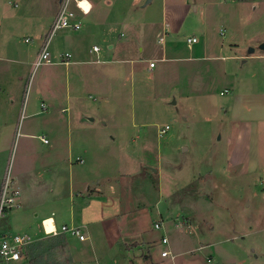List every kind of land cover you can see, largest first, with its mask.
Instances as JSON below:
<instances>
[{"label":"rangeland","instance_id":"rangeland-1","mask_svg":"<svg viewBox=\"0 0 264 264\" xmlns=\"http://www.w3.org/2000/svg\"><path fill=\"white\" fill-rule=\"evenodd\" d=\"M103 1L113 13L109 40L72 34L80 55L66 66L57 55L68 31L57 30L52 63L35 68L58 0H0V116L11 117L3 106L12 101L17 110L12 135L0 133V195L7 175L16 187L22 165L44 168L73 153L76 223L85 181L106 193L111 181L114 197L93 206L86 242L42 230L55 208L70 227V207L45 203L37 189L27 205L6 209L0 232L31 237L17 264H264V129L237 141L241 125L229 123L233 87L264 122V74L243 64L264 57V0ZM164 249L174 258L161 261Z\"/></svg>","mask_w":264,"mask_h":264},{"label":"crops","instance_id":"crops-1","mask_svg":"<svg viewBox=\"0 0 264 264\" xmlns=\"http://www.w3.org/2000/svg\"><path fill=\"white\" fill-rule=\"evenodd\" d=\"M62 1L63 0H58L59 7L56 8L55 15L50 18L51 23H53L55 17L57 16V14H58L57 12H59V10H60V6H61ZM77 1L87 2L89 5L88 7H90L91 9L88 13H83L80 10L76 9V7L74 8V11L77 14L76 22L80 23L81 28L79 30L65 29L66 31H68L65 34V36L67 37L66 40H68L67 41V48L65 49L64 53L60 52L59 55H57V56H60V58H63L66 53L71 54L70 64H68V65L65 64L66 66H70L72 64H75V62L72 61V59L75 56L74 50H76L77 55H80L79 40L75 41L74 38H72V34L80 33L83 30V33L86 34L85 36L90 35V36H94L96 38H104V40L105 39L109 40L110 34L112 33V26L113 25H109V24L107 25L104 22L106 19L111 18V13H112L111 8H110L111 3L107 5V4H105V2L103 0H77ZM152 1L153 0H151V2ZM149 3H147V4H149ZM115 14H116V12H115ZM165 30H166V34L169 35L170 29L168 27H166ZM160 39L161 38H159V41H160ZM162 39L163 40L160 43L164 44V38L162 37ZM43 43H42V45H43ZM42 45H41V47H42ZM94 46H97V45H94ZM41 47H40V49H41ZM93 47H92V49H93ZM168 48L169 47L167 45V49ZM92 49H90V54L93 53V54H97V56H98V54L101 52L100 47H99L98 52H94V51H92ZM108 49L109 50L115 49L114 44H109ZM168 51H170L169 52L170 56L173 54L171 57L176 55L175 53H178L177 52L178 49H176V52L175 51L173 52L172 49H168ZM39 52H40V50L38 51V54H39ZM38 54H37V56H38ZM249 54H251V53L249 52ZM51 57H52V54H51ZM171 57L168 56L167 50H165V54H164L163 58L161 59V61L167 62L170 60ZM249 59H250V61H252L250 64V67H249L252 74H264V57L250 55V57L247 58V60L243 61V64L246 65L248 63ZM93 62L101 63V60L99 58H97V60L93 61ZM86 63L87 62H85V64ZM156 67H157V63L155 62L154 68H150V65H149L147 68V71H153ZM252 67L254 68L253 70H252ZM138 73L141 74V70ZM116 74H117V69H116ZM77 75L80 76V74H77ZM95 75L96 74H81V77L86 79V80H88V79L91 80L92 79L91 77L96 79L97 75L96 76ZM101 75L103 76V74H101ZM102 78H103V80H105L106 75L104 74V77H102ZM233 88H234V91H236V94H235V98L233 100L234 103H233L232 108H231L232 117L229 118V123H232V124L238 123L241 125V128L238 131V133H239L238 138H237V141H238L240 137H243V136L246 137V136H250V134L251 135L256 134L260 130L261 125H263V127H261V130L264 129V122L261 118H257L256 121H255V119H253V118H256L254 116H256L257 114L254 113L250 109H249V111H247V109H246L247 107L244 108L243 105H241V103L243 101V97L241 95H237L238 88L237 89H236V87H233ZM259 95H260V99L263 101L264 100V93L259 94ZM261 107L264 108V106H261ZM3 108H4V110H3L4 113L11 114V117L9 119L5 118L6 120H4L0 116V127L3 128L2 131L0 130V133L6 134V137H8V133H10V135H12V127L14 126V118H13L12 114L17 113V110L15 109V103L13 101H12V104L10 107L5 105V106H3ZM87 119L89 121H91L90 118H87ZM251 120H254L256 122L255 123L256 125L252 128V130L249 131V128L246 129V127L248 125V122H250ZM26 136L28 137L27 139H29V137L32 135L26 134ZM40 138H41V140H42V138L46 139L44 136L43 137L40 136ZM44 144H49V142L44 143ZM72 154L73 153H71L69 156H67L64 160L59 161V159L54 157V155L57 156V153L56 152L54 154L52 153L53 158H55L53 163L52 164L49 163V164L45 165L44 168H39V169L37 168L36 169L35 165L32 162L26 166L22 165L20 167L22 170H18L21 172H19L18 173L19 175L16 176V178H17L16 187L14 188V186H13V189L17 190L18 194H19L17 197V202H18L19 208L23 204L27 205L28 199H30V197L35 199L34 191L36 189L43 194V197L46 200L45 203H49V202L53 203L54 206L59 207V209L62 207H65V210L68 207H70L69 208L70 209L69 210V216H68V214H66L68 216V217L66 216L67 219L68 218L70 219V223H71L70 227H77L82 232L83 229H86L90 226L89 222L85 221V220H89L88 217L90 216V213L93 211V206L95 205V203L99 202L98 201L99 199L100 200L101 199L106 200L108 198H110V199L114 198V197L110 196L111 194L109 193L113 190V186L111 185V181H110L109 182L110 187L106 193V191L102 187V184L99 183L98 181H91V183H88L90 180L85 181V185H83L84 187H82L83 193L80 194L84 198L83 199L84 203L80 207L81 215H82L83 219L80 222L76 223V221H75L76 204H75L74 195H75V186H76L75 180H77V178L76 179L74 178V162H73ZM80 162L84 163L83 160H80ZM25 177L27 179V183L22 182L23 178H25ZM98 210H100V209H98ZM58 211L59 210L55 208L53 211L50 212V214L45 215L44 218H41V225H42L43 231H44L43 222L48 220V219L53 220V223H54L56 230H60L62 226H69L67 223L61 222L62 221L60 219L61 216H60V213ZM60 211H61V209H60ZM119 216H120V212L117 214V218ZM35 217H36L35 221L33 222L35 226L33 227V229L31 231H32V234L38 235V234L42 233L41 229L38 228V226H37L38 225L37 221L39 220V215L36 214ZM101 217L102 216L100 215V218ZM82 234H84V233L82 232ZM85 237L87 238L85 241H80V240L79 241L80 242H86L88 240V237L87 236H85ZM134 243H137V242H134ZM137 249H139V247ZM163 251H165V249ZM146 258H147V261H149L150 258H148L147 256H146ZM163 259L164 258H162L161 261H163ZM150 264H154V263H150ZM161 264H163V263H161Z\"/></svg>","mask_w":264,"mask_h":264},{"label":"built area","instance_id":"built-area-1","mask_svg":"<svg viewBox=\"0 0 264 264\" xmlns=\"http://www.w3.org/2000/svg\"><path fill=\"white\" fill-rule=\"evenodd\" d=\"M83 1L77 0H63L60 6V10L52 23L50 33L48 38L43 43L40 52L34 62V67L37 68L43 64H51V52H50V43L52 40L53 35L57 30L60 29H74L79 30L81 25L79 22H76L77 14L74 11L73 4L76 9L80 10L83 13H88L90 11V7L88 10H85L81 3ZM162 38L160 42H162ZM28 42V40H27ZM198 43V39L196 37H190L186 40L187 46L190 48L193 45ZM94 52L99 51V47H93ZM71 54L66 53L62 58L61 63L63 64H70ZM155 62L150 64V68H154ZM44 143H48L47 139L42 138ZM11 181L9 179V175L6 176L5 183L2 187L1 195H0V228H1V221L4 216L6 209H13L18 207L17 197L18 191L14 190L11 186ZM44 223V222H43ZM161 225L159 223L155 224V229H161ZM43 229L46 233L45 226L43 224ZM47 234V233H46ZM67 234L72 237H77L80 241H85L87 238L82 234L81 230L77 227H69V226H62L60 230H54L53 233L49 235H61ZM163 243H167V237L162 238ZM31 243V237L27 235L21 234H7L0 232V264H17L22 262L26 259L27 248ZM162 258H168L174 256L168 250L161 252Z\"/></svg>","mask_w":264,"mask_h":264},{"label":"bare ground","instance_id":"bare-ground-1","mask_svg":"<svg viewBox=\"0 0 264 264\" xmlns=\"http://www.w3.org/2000/svg\"><path fill=\"white\" fill-rule=\"evenodd\" d=\"M81 6L85 9V10H88V3L87 2H85V1H83L82 3H81ZM44 226H45V230H46V233L47 234H51V233H53L54 232V230H55V226H54V223H53V220L52 219H48V220H46V221H44Z\"/></svg>","mask_w":264,"mask_h":264},{"label":"water","instance_id":"water-1","mask_svg":"<svg viewBox=\"0 0 264 264\" xmlns=\"http://www.w3.org/2000/svg\"><path fill=\"white\" fill-rule=\"evenodd\" d=\"M149 2H151V0H148L147 3H149ZM260 48H261V49H264V45H262ZM249 52H250V53H253V52H254V49H250ZM174 103H175V102H174ZM90 120L93 121L92 118H90Z\"/></svg>","mask_w":264,"mask_h":264},{"label":"trees","instance_id":"trees-1","mask_svg":"<svg viewBox=\"0 0 264 264\" xmlns=\"http://www.w3.org/2000/svg\"><path fill=\"white\" fill-rule=\"evenodd\" d=\"M61 240H62L63 242H66L65 238H61Z\"/></svg>","mask_w":264,"mask_h":264}]
</instances>
